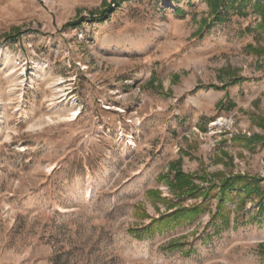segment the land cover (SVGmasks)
<instances>
[{
	"label": "rangeland",
	"instance_id": "1",
	"mask_svg": "<svg viewBox=\"0 0 264 264\" xmlns=\"http://www.w3.org/2000/svg\"><path fill=\"white\" fill-rule=\"evenodd\" d=\"M242 1L0 0V264H264L242 190L145 229L204 203L174 166L264 191V0Z\"/></svg>",
	"mask_w": 264,
	"mask_h": 264
},
{
	"label": "trees",
	"instance_id": "2",
	"mask_svg": "<svg viewBox=\"0 0 264 264\" xmlns=\"http://www.w3.org/2000/svg\"><path fill=\"white\" fill-rule=\"evenodd\" d=\"M122 1L123 0H113L112 4L117 5ZM225 1L227 3H231L233 6L236 3V0H206V2L209 4L210 16L213 17L214 21L222 17L221 12L223 11L224 6H226ZM244 1L246 0H243L242 3ZM256 7L258 8V11L261 15V20L258 26L264 32V3L258 2ZM111 11L112 5L108 6L107 9L101 13V19L107 18ZM172 169L175 170V174L171 180L169 179V186L174 192V195L179 200L185 199L187 197L192 199H198L201 197L204 203L189 209L179 207L170 215L165 217L163 216L159 220L153 221L148 227H145V229L150 232L149 234L154 233V227L159 230H163L166 227H169V224L171 223H179L180 225H190L194 223L199 218V216L205 212L209 199L214 197H217L221 202L220 205H218L219 212L218 214H215L214 217L219 215L222 216V208L224 207L225 200H231L233 199V196L240 195V190L243 191V198L245 199L252 198L254 195L258 196L260 199V208L264 211V191L259 185V181L248 180V178L242 176H235L223 179L218 185L213 183L207 188H204L199 187L194 183L195 178H198L197 176L184 174L181 170H179L178 167L175 166L172 167ZM224 220L227 222L229 221V218L224 217ZM136 232L138 231L136 230Z\"/></svg>",
	"mask_w": 264,
	"mask_h": 264
},
{
	"label": "bare ground",
	"instance_id": "3",
	"mask_svg": "<svg viewBox=\"0 0 264 264\" xmlns=\"http://www.w3.org/2000/svg\"><path fill=\"white\" fill-rule=\"evenodd\" d=\"M75 117H77V113H75Z\"/></svg>",
	"mask_w": 264,
	"mask_h": 264
}]
</instances>
